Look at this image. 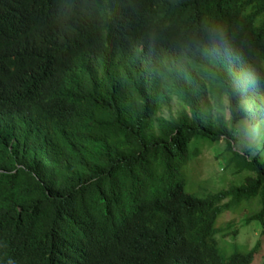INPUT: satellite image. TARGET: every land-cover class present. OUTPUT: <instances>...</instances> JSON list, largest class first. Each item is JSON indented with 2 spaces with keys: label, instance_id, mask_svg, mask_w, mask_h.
Segmentation results:
<instances>
[{
  "label": "trees",
  "instance_id": "16d2710c",
  "mask_svg": "<svg viewBox=\"0 0 264 264\" xmlns=\"http://www.w3.org/2000/svg\"><path fill=\"white\" fill-rule=\"evenodd\" d=\"M257 127L264 0H0V264H252Z\"/></svg>",
  "mask_w": 264,
  "mask_h": 264
},
{
  "label": "rangeland",
  "instance_id": "374dc122",
  "mask_svg": "<svg viewBox=\"0 0 264 264\" xmlns=\"http://www.w3.org/2000/svg\"><path fill=\"white\" fill-rule=\"evenodd\" d=\"M253 132L249 133L247 137L241 138V141L239 142L238 147L241 150H244L248 148L249 146H257L258 142L263 139L264 131L262 128L257 127L252 129ZM222 143H219V145L213 146L209 149L203 150V165L201 166V172L203 173H213L214 176H217L216 180H213L211 182V189H218V188H227V186L232 182H238L242 179V177H234L232 175H228L227 170H223V164L222 161L219 160H213L218 154H220ZM205 159H211L209 162ZM203 169V170H202ZM222 180V182L220 180ZM230 219H233L235 221H239L240 218L235 217L233 214L226 213L218 218L217 220V228L218 230H222L224 226L226 225V221ZM240 223H242V220L238 222V235L236 237V244L239 246H245L247 248L252 247L256 242H259V251L255 255L253 263L252 264H264V230L263 233L260 234V230L254 226L249 225L248 227H244L241 229ZM220 240H222L221 244H223V239L218 236V241L220 243ZM220 244V245H221ZM223 247V246H221Z\"/></svg>",
  "mask_w": 264,
  "mask_h": 264
},
{
  "label": "clouds",
  "instance_id": "9594fccd",
  "mask_svg": "<svg viewBox=\"0 0 264 264\" xmlns=\"http://www.w3.org/2000/svg\"><path fill=\"white\" fill-rule=\"evenodd\" d=\"M217 226V225H216ZM218 235V234H217ZM217 235H216V238H217Z\"/></svg>",
  "mask_w": 264,
  "mask_h": 264
}]
</instances>
